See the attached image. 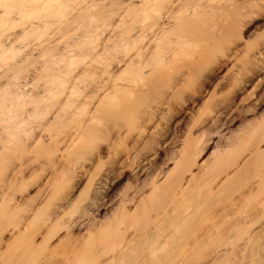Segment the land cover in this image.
Wrapping results in <instances>:
<instances>
[{
	"label": "bare ground",
	"instance_id": "6f19581e",
	"mask_svg": "<svg viewBox=\"0 0 264 264\" xmlns=\"http://www.w3.org/2000/svg\"><path fill=\"white\" fill-rule=\"evenodd\" d=\"M57 2L73 7L61 17L36 16L28 29L13 27L18 14L0 6V252L7 250L0 264H187L193 254L199 257L195 264H206L205 254L220 253L207 242L233 228L245 239L252 214L242 205V173L249 163L264 162V121L249 131L248 158L239 153L231 160L222 148L199 160L212 133L206 126H222L221 118L231 113L224 100L210 120L199 116L179 137L182 117L196 98L186 97L185 89L194 78H205L195 72L200 52L194 48L203 35L217 44L236 36L240 6L228 2L211 10L205 0ZM216 15L223 21L213 24ZM25 31L26 44H17ZM77 44L72 57L78 66L61 87L56 62ZM21 47L27 51L11 64L9 53ZM25 60L28 71L19 78L23 89L13 107L4 99L8 70ZM241 80L236 77L233 87ZM178 142L180 152L168 151ZM260 209L262 247L264 202Z\"/></svg>",
	"mask_w": 264,
	"mask_h": 264
},
{
	"label": "rangeland",
	"instance_id": "374dc122",
	"mask_svg": "<svg viewBox=\"0 0 264 264\" xmlns=\"http://www.w3.org/2000/svg\"><path fill=\"white\" fill-rule=\"evenodd\" d=\"M205 1L211 10L228 2H236L240 8L236 10L234 17L238 19L240 26L238 34L229 41L217 44L211 41L209 37L203 35L194 48V50L200 52L195 72L196 74L198 73L197 76L205 77L201 80L202 83H205L207 79L208 81L202 85L199 77L196 76L199 81L194 78V82L190 83L185 89L184 94H187L186 97L194 95L196 98L194 97V101L188 106V113L182 117L184 118V124L181 125L182 127L180 126L179 137L181 139L185 137L189 127L192 126L191 124L199 116H203V118L207 116L210 120L211 114L213 113V116L215 114L214 112L211 113V111L215 109L214 107L218 105V102L221 101L220 103H222L224 100L226 103L223 102V104L230 106L229 108L233 107L232 110L237 108L234 112L230 110L232 117L229 115V123L226 120L229 117H224L225 119L221 118L224 122L222 126L219 127L217 124V127L211 124L206 126V131L212 133H207L208 136L210 134L209 137H206L209 143L205 145L202 156L199 158L201 163L208 161L214 152L222 148H225L223 151H226V157L231 160L238 156L239 153H243V158L247 157L248 153L246 150L251 144L249 131L253 129L254 125L264 121V51H261L262 43H264V32H261V25L264 24V19L260 15L264 9L256 6L261 1L245 0L248 3H243V0ZM70 10L71 8H57L51 15L41 11L40 14H33V17H61ZM210 21L213 24L220 23L223 18L216 15L212 16ZM230 50L233 52L237 51L236 55L228 56L227 53ZM19 58L10 61V63L16 64ZM236 77L242 80L236 87H233ZM200 84L203 86L202 89ZM196 91L198 94L200 92V95ZM210 94L212 99H210ZM177 100L175 99L174 103L179 101ZM219 105L218 109L220 110L222 105L221 108H219ZM180 142L183 143L182 141ZM180 142L168 147V151L180 152V149L183 148ZM260 150L264 152V142L260 144ZM174 157L176 156L174 155ZM162 159H165L163 154L160 156V160ZM173 166V161H167V167L171 169ZM242 175L244 179L242 178L241 180L243 185L240 188V192L243 196H246L242 205L245 212L252 214V223L247 234L242 237L245 238L243 240L238 237V229L235 228L236 230H234L233 228L219 241L207 242V248H219L220 253L217 256L205 254L202 260L206 264H264V246L259 247L258 245L260 236L259 221L262 215L260 204L264 202V194H259V191L264 190V162L258 167L254 162L249 163ZM33 184L37 183L33 182ZM249 192H252V198L250 199L247 198ZM230 218L227 217L222 221H227ZM235 219L233 218V220ZM9 235L11 234L4 236L5 242L11 238ZM8 241L10 242L11 240L9 239ZM4 250L0 252L1 255L2 253H7V250L5 251L6 253ZM197 261H199L198 255L193 254L188 256L187 264H195Z\"/></svg>",
	"mask_w": 264,
	"mask_h": 264
},
{
	"label": "clouds",
	"instance_id": "9594fccd",
	"mask_svg": "<svg viewBox=\"0 0 264 264\" xmlns=\"http://www.w3.org/2000/svg\"><path fill=\"white\" fill-rule=\"evenodd\" d=\"M0 6L4 7L6 11L9 13L18 14L19 19L13 25V27H18L21 29H28L29 21L35 18L26 15V10L42 9L45 13L51 15L52 12L57 8L68 9L73 7L70 4H59L57 0H50V2L48 3H44L43 0H17V2L7 3ZM28 37H29V31H25L24 35L21 36L16 41V43L20 45H25ZM9 39H11V37H9ZM28 47H31V45H28ZM78 48H80V45L78 44L75 45L74 48H66L65 49L66 54H62L60 57H58V60L56 62V67L59 68L63 73V76L61 78L63 81L61 83V87L68 86V81L71 79L73 73L75 72L78 66L77 60L72 57L73 51ZM25 51H27V48L21 47L19 51L15 53H9L10 61H14L17 58L21 57ZM40 59L44 60L45 57L42 56L40 57ZM27 63L28 61L25 60L22 63H19L16 69L8 70L10 74V81H9V85L6 86L4 89V94H5L4 99L7 103H10L13 107H15L17 103V97L19 96V92L23 89V84L19 83V78L27 74L28 69L25 67ZM79 63H82V61H80ZM30 67H35V64L31 65ZM6 111H11V109H6Z\"/></svg>",
	"mask_w": 264,
	"mask_h": 264
},
{
	"label": "snow or ice",
	"instance_id": "6c2138e0",
	"mask_svg": "<svg viewBox=\"0 0 264 264\" xmlns=\"http://www.w3.org/2000/svg\"><path fill=\"white\" fill-rule=\"evenodd\" d=\"M261 8L264 9V3L261 4ZM260 15L261 18L264 19V11H262ZM261 32H264V24L261 25ZM261 51H264V43H262Z\"/></svg>",
	"mask_w": 264,
	"mask_h": 264
}]
</instances>
